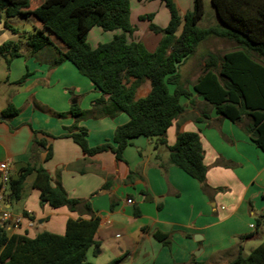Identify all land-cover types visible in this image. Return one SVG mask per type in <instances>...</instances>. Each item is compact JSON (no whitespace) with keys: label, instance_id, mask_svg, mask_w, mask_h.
<instances>
[{"label":"crops","instance_id":"1","mask_svg":"<svg viewBox=\"0 0 264 264\" xmlns=\"http://www.w3.org/2000/svg\"><path fill=\"white\" fill-rule=\"evenodd\" d=\"M28 1L30 6L24 15L1 19L0 46L8 41L20 42L5 23L17 30L16 23L32 27L33 31L43 27L37 18L25 14L45 0ZM173 1L181 15L194 6V0ZM206 12L214 23L212 10ZM146 15H154L153 23L160 28L168 26L171 16L159 0L130 2V21L136 28L130 41L141 42L149 52H154L162 36L151 32L149 21L141 20ZM120 34V30L105 32L94 27L87 41L96 49ZM52 39L60 50H66L56 37ZM212 41L205 43L207 50ZM22 45L20 56L10 65L0 56V113L9 104L20 111L14 118L0 120V164L7 163L11 177L17 179L21 169L37 163L48 171L53 186H61L69 198L91 203L100 223L96 245L87 253L89 262L229 264L240 252L247 256L246 251L254 246L264 228V221L257 225V220L264 216V152L240 127L219 116L192 86L188 87L193 93L191 100H182L185 112L174 120L166 139L173 146L181 132L200 135L209 191L183 170L170 165L167 150L156 149L154 141L146 137L133 139L122 160L112 150L85 155L68 137L70 134L86 132L90 148L105 143L114 145L117 127L126 125L129 117L125 113L108 117L96 110L94 103L102 93L70 62L55 67L54 49L32 54L25 42ZM205 60L206 55L194 62L189 59L181 72L195 82ZM27 74L24 84L17 85ZM141 90L146 94L149 87L144 85ZM75 105L87 116L78 119L68 115ZM205 114L210 115L209 122L197 123L195 119ZM34 131L40 132L38 140L51 146L49 160L47 149L34 145ZM34 178H27L19 202L7 200L0 208V229L9 235L29 237L44 231L64 235L69 219H90L83 209L71 212L67 207L53 209L41 204L40 191L31 186ZM4 212L19 218L21 223L16 227L4 222ZM156 234L167 236L168 244L158 240Z\"/></svg>","mask_w":264,"mask_h":264},{"label":"trees","instance_id":"2","mask_svg":"<svg viewBox=\"0 0 264 264\" xmlns=\"http://www.w3.org/2000/svg\"><path fill=\"white\" fill-rule=\"evenodd\" d=\"M159 1L171 16L166 28L153 23L154 15L141 17L150 22L151 32L162 36L154 52H149L141 42L130 41L136 32L130 21L131 0H45L25 14L37 18L42 23L41 29L21 32L5 23L20 42L3 43L0 56L10 65L20 56L23 42L32 54L54 49L55 67L70 62L102 93L94 103L96 110H102L108 117L119 113L129 117L126 125L117 127L114 145L105 143L90 148L86 132L70 134L68 137L85 155L112 150L122 160L125 148L133 139L146 137L154 141L156 149L167 150L170 165L180 168L209 191L200 135L181 132L175 145L169 146L167 131L185 112L182 100H191L193 93L188 87L192 86L219 116L240 127L264 152V0H211L215 23L203 28L199 23L205 16V0H194L193 9L183 15L173 0ZM29 6L28 0H0V22L3 17L8 20L24 15ZM94 27L105 32L120 30L122 34L92 49L87 38ZM53 37L65 46V51L55 45ZM213 39L232 42L234 49L222 56L208 51L201 75L192 82L181 68L197 54L201 44ZM28 76L16 84H24ZM144 85L149 87L146 94L140 91ZM19 112L9 104L0 113V120L7 121ZM68 115L79 119L87 113L75 105ZM195 120L209 122L210 115ZM39 133L34 131V145L47 149L49 160L52 148L47 147L46 141L38 140ZM31 175L35 176L31 186L40 191L41 204L53 209L67 207L71 212L83 209L90 219H69L64 235L47 231L35 237L9 235L1 228V264H93L86 257L96 245L99 218L88 200L71 199L61 186H53L43 166L29 163L20 170L17 179L11 177L9 202L22 199L25 182ZM24 214L33 219L31 214ZM263 221L264 216L257 220V225L261 226ZM155 237L168 244L167 236L156 234ZM229 264H264V242L247 256L240 252Z\"/></svg>","mask_w":264,"mask_h":264},{"label":"rangeland","instance_id":"3","mask_svg":"<svg viewBox=\"0 0 264 264\" xmlns=\"http://www.w3.org/2000/svg\"><path fill=\"white\" fill-rule=\"evenodd\" d=\"M206 5H207V7H206ZM206 5H205V7H206L205 8V16L203 17L202 21L199 23V27H202V28L203 27H207V26L212 25V24L215 23V22L214 23L212 22L213 17L210 16L211 14L209 15L206 12V10H208V11L212 10V14H214V10H213L212 4H211V0H206ZM16 21H18V20L16 19ZM206 22L208 24H206ZM18 25H19V23L15 24L16 28H19V30L22 31V32H25V31L26 32H33L32 27L24 28L21 25L20 26H18ZM209 41H211V40H209ZM207 48H208V50H210V52L217 53V54L222 56L225 53L233 50L234 49V44L232 42H229V41H226V40L222 41V40H215L214 39V41H212L210 44L207 45ZM208 50L206 49L205 43L201 44L199 46L197 54L191 59V61L194 62L195 60L200 59L204 55H207ZM192 82H194L193 79H192ZM0 102L2 104L3 100H1ZM254 241H255V242H253L254 246L252 245V247L248 248V250L246 251L247 255H249L255 248H257L260 244H262L264 242V228H262V232L259 231V233H258V235H257V237L255 238Z\"/></svg>","mask_w":264,"mask_h":264},{"label":"built area","instance_id":"4","mask_svg":"<svg viewBox=\"0 0 264 264\" xmlns=\"http://www.w3.org/2000/svg\"><path fill=\"white\" fill-rule=\"evenodd\" d=\"M11 175L7 163L0 164V208L7 202L10 193L9 184ZM131 204L132 200H128ZM2 220L10 225L18 226L21 223L19 218H14L11 213L4 212L1 216ZM254 228V225H252Z\"/></svg>","mask_w":264,"mask_h":264}]
</instances>
